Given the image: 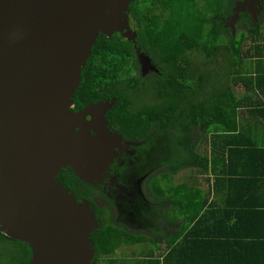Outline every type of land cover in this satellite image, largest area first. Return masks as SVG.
<instances>
[{
    "label": "trees",
    "instance_id": "1",
    "mask_svg": "<svg viewBox=\"0 0 264 264\" xmlns=\"http://www.w3.org/2000/svg\"><path fill=\"white\" fill-rule=\"evenodd\" d=\"M234 1L133 0L129 17L137 33L136 43L119 33L111 37L100 34L82 71L74 110L115 98L116 104L107 114L115 130L128 139L141 138L154 149L156 171L150 190L154 193L156 226L154 240L145 236L154 243L148 249L154 253L121 264H192L184 258L189 238L183 236L198 212L187 217L184 227L179 219L186 213L184 206L196 199L190 197L191 201L187 192L194 188L198 172L235 174L237 162L232 161L245 158L243 151L248 150L260 163L258 167L264 163V141L249 146L241 142L243 110L248 118L264 119V102L255 94L260 91L264 95L263 26L253 27L250 19L243 17L246 33L233 35L231 29L224 28L220 18L231 13ZM247 41L251 46L245 49ZM137 48L153 63L155 58L165 64L155 79L153 73L141 87ZM196 53L207 57L202 66L193 62ZM238 85L244 88L240 94L236 93ZM150 93L156 102L140 103L142 96ZM183 173L185 181L171 187L173 179ZM59 179L81 183L70 168L63 169ZM168 225L176 229L175 236L163 228ZM7 239L0 231V261H6L4 255L11 250L9 264H29V245ZM91 240L96 259L118 264L110 256L119 245L126 240L135 244L145 239L129 238L118 225L103 223L91 234ZM237 240L231 232L224 233V243ZM256 241L254 248L224 244L222 256L232 258L233 264H264V241ZM237 249L243 255H235ZM256 257L259 263L254 262Z\"/></svg>",
    "mask_w": 264,
    "mask_h": 264
},
{
    "label": "water",
    "instance_id": "2",
    "mask_svg": "<svg viewBox=\"0 0 264 264\" xmlns=\"http://www.w3.org/2000/svg\"><path fill=\"white\" fill-rule=\"evenodd\" d=\"M133 0H0V231L27 243L30 264H96L91 234L101 223L58 181L70 168L103 184L123 137L106 117L117 99L74 111L81 74L100 34L136 43ZM261 0H239L226 24L236 34L241 12ZM136 47V46H135ZM141 72H158L136 49Z\"/></svg>",
    "mask_w": 264,
    "mask_h": 264
},
{
    "label": "crops",
    "instance_id": "3",
    "mask_svg": "<svg viewBox=\"0 0 264 264\" xmlns=\"http://www.w3.org/2000/svg\"><path fill=\"white\" fill-rule=\"evenodd\" d=\"M259 92L256 91L255 94ZM257 97L264 102L263 95ZM247 115V111L243 110L241 142L244 146H249L251 142L264 141V119L248 118ZM243 152L245 158L232 161L237 162L235 174L198 172L194 188L187 192L190 200L196 199L191 200L189 206H184L186 213L179 222L184 227L188 224L187 217L196 212L198 216L189 225L190 229L185 233L187 235L183 236L184 239L189 238L185 242L187 252L183 249L185 261L192 264H233L232 258L226 259L222 256L224 244L228 247L230 244H238L254 248L258 245L256 239L264 241V163L261 168L258 167L260 163L250 156L252 150ZM185 179L183 173L182 182ZM167 227V233L175 236L177 231L174 226ZM229 232L239 240L224 243V233ZM233 254L232 252L231 255ZM235 255L243 254L237 249ZM258 259L256 257L257 261L254 262L259 263ZM240 263L245 264L244 261Z\"/></svg>",
    "mask_w": 264,
    "mask_h": 264
},
{
    "label": "flooded vegetation",
    "instance_id": "4",
    "mask_svg": "<svg viewBox=\"0 0 264 264\" xmlns=\"http://www.w3.org/2000/svg\"><path fill=\"white\" fill-rule=\"evenodd\" d=\"M238 1L239 0L234 1L229 15L220 18L222 25L226 29L230 30L226 24L229 22L233 9ZM253 10L256 11L258 16L257 26L263 24L264 0H261V6H258ZM243 17L247 19L249 18V21L254 27V18L252 14L245 11L241 12L240 17L236 22V31L239 28H246V30L243 31L248 30V26L242 22ZM197 56H199L198 53L194 54V59ZM185 57L188 58L189 55H185ZM198 59L199 58L193 62L199 64V66H202L206 62L203 60V63H201ZM153 65L159 70L158 72L154 71L143 75L141 67L139 68L138 75L141 77V79L138 80L139 87L143 86L145 82H148V80L152 78L153 73L155 79V76L161 73L165 64L161 62L158 63L154 58ZM148 96L149 95L144 94L142 96L143 100L140 103H148ZM83 108L78 110H74L73 108V110L80 111ZM107 114L106 117L108 119ZM108 122L110 129L117 132L109 119ZM120 135L124 139L122 143H119L116 146L115 151L117 152V156L113 157V161L108 167L107 174L103 177V184L98 181H95L93 184L82 181L81 183H78L74 180L72 182L69 180L62 182L61 179H59L62 171L58 175V181L67 188L70 193L74 194L77 202L86 201L91 204L92 210L96 214L101 226L103 223L108 222L118 226L122 225L135 233L154 240L153 230L154 226H156V219L154 218V193L152 192L150 194L149 192V181L154 180V173L156 171L154 149H151L149 145L144 144L141 138L137 141L128 139L122 134ZM163 228L167 229L168 227L163 226ZM7 240L10 242L17 241L12 239ZM31 260L32 253L29 261L30 263ZM93 261L96 264H103V260L96 259L95 256Z\"/></svg>",
    "mask_w": 264,
    "mask_h": 264
},
{
    "label": "rangeland",
    "instance_id": "5",
    "mask_svg": "<svg viewBox=\"0 0 264 264\" xmlns=\"http://www.w3.org/2000/svg\"><path fill=\"white\" fill-rule=\"evenodd\" d=\"M261 25L263 26L262 32L264 33V23ZM243 30H246V28H239V29H237L236 32H237V34L241 33V32L246 33V31H243ZM249 46H251V43H250V41H247V43L245 44V49H247ZM197 58H199L198 60H200L201 63H203V60L207 61V57L203 56L202 54H199V56H197L194 60H196ZM231 58L233 59V57H231ZM220 60H221V62L219 64H222L223 58L220 57ZM232 62H233V60H232ZM205 70H207V69L205 68ZM222 72H223V70H221L219 73L221 74ZM237 87H238V89H236V93L240 94L241 90L244 88L241 85L240 86L238 85ZM258 95H261V92H259ZM263 97H264V95H263ZM153 99H154V103H155L156 97H155V95L153 97V95L150 93L148 96V99H147L149 101L148 103L153 102ZM151 181L152 180L149 181V185H150V188L153 189L154 180L152 182ZM182 181H183V176L182 177L177 176L176 178L173 179V181H172L173 185L171 187L177 186ZM161 183H162V181H161ZM149 192H150V194L152 193L151 190ZM108 223H110V222H108ZM118 227L121 228L125 232L126 236L129 238H140V236H142L145 239V240H143L139 243H135V244L129 243V242H133V241L126 240V241H124L125 244L123 243V244L119 245L118 248L115 250V253L110 256L112 259H115V261L118 264H121V262H123V261H130L132 259L144 257V254L147 252H153L154 253V251H148V249H151L152 247H154V243H152L150 240H146L147 238L144 235H140L138 233H135V232L127 229L126 227H124L122 225L118 226ZM126 243H129V244H126ZM10 251L11 250L7 251L4 255V258L6 261H4V260L2 262L0 261V264H5V263L9 264L8 259L11 256ZM104 263L106 264L105 261H104Z\"/></svg>",
    "mask_w": 264,
    "mask_h": 264
}]
</instances>
